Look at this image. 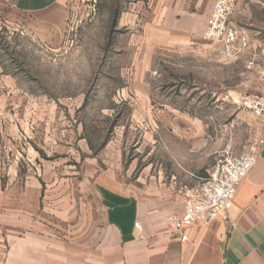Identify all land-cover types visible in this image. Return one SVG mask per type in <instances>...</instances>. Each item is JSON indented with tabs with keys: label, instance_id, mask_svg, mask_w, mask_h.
<instances>
[{
	"label": "crops",
	"instance_id": "obj_1",
	"mask_svg": "<svg viewBox=\"0 0 264 264\" xmlns=\"http://www.w3.org/2000/svg\"><path fill=\"white\" fill-rule=\"evenodd\" d=\"M243 1L235 0L229 22L248 48L233 55L202 38L214 0H118L115 26L139 43L141 52L161 47L201 52L197 48L203 45L205 59L214 56L224 65L247 53L255 76L242 85L264 95V35L253 19L235 17ZM66 4L0 0V22L14 26V17L26 16L33 34L50 40L64 30ZM135 72L145 73L147 67ZM142 100L147 105V98ZM75 123L60 132L64 145L45 160L37 148L44 154L46 149L35 141L41 133L28 131L21 162L18 133L12 131L11 142L4 144L0 131L3 150L11 155L0 172V264H264V146L237 188L229 220L219 215L191 225L182 242L167 221L183 211L180 187L199 185L215 163L210 149L196 148V141L189 140L195 131L188 140L182 139L188 133L178 129L166 132L170 140L156 131L155 146L141 154L139 174L133 176L135 163L125 166L118 139L95 149L81 122ZM254 137L264 140L257 121Z\"/></svg>",
	"mask_w": 264,
	"mask_h": 264
},
{
	"label": "rangeland",
	"instance_id": "obj_2",
	"mask_svg": "<svg viewBox=\"0 0 264 264\" xmlns=\"http://www.w3.org/2000/svg\"><path fill=\"white\" fill-rule=\"evenodd\" d=\"M119 6L118 0H67L64 30L50 40L35 36L26 16L14 17V26L0 22L4 144L11 142L12 131L17 132L23 162L27 133L36 130L41 137L37 134L35 141L47 153L37 148V154L45 160L64 145L60 132L75 128L78 121L95 149L118 139L125 166L135 163L133 176L139 174L141 154L155 146L159 130L164 140H170L166 132L173 129L188 133L184 140L195 131L189 140L213 152L212 164L225 152H245L256 119L235 98L249 93L242 82L255 76L249 55L241 53L224 65L214 56L205 59L203 45L197 48L201 52L172 47L137 51L139 43L115 26ZM235 17L253 19L254 28L264 35V0H244ZM140 65L147 72H135ZM4 144L0 133V172L11 159ZM180 188L183 192L190 187Z\"/></svg>",
	"mask_w": 264,
	"mask_h": 264
},
{
	"label": "built area",
	"instance_id": "obj_3",
	"mask_svg": "<svg viewBox=\"0 0 264 264\" xmlns=\"http://www.w3.org/2000/svg\"><path fill=\"white\" fill-rule=\"evenodd\" d=\"M234 5L235 0H214L202 33L203 40L220 44L228 55L248 48L241 32L229 22ZM236 103L264 128V95L243 93ZM263 146V139L253 137L246 153L225 152L206 171V177L199 185L183 191L182 213L170 215L167 219L170 227L181 233L182 242L187 240L185 230L191 225L207 224L219 215L223 220H229L237 188L257 164Z\"/></svg>",
	"mask_w": 264,
	"mask_h": 264
}]
</instances>
